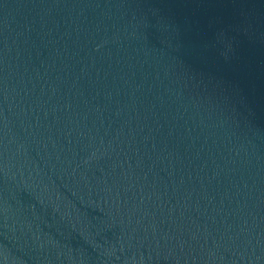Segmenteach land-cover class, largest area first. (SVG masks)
Returning a JSON list of instances; mask_svg holds the SVG:
<instances>
[{
    "label": "water",
    "instance_id": "obj_1",
    "mask_svg": "<svg viewBox=\"0 0 264 264\" xmlns=\"http://www.w3.org/2000/svg\"><path fill=\"white\" fill-rule=\"evenodd\" d=\"M0 264H264V0H0Z\"/></svg>",
    "mask_w": 264,
    "mask_h": 264
}]
</instances>
